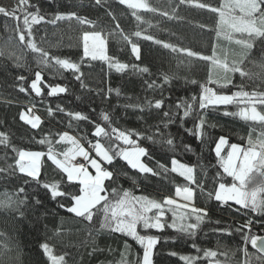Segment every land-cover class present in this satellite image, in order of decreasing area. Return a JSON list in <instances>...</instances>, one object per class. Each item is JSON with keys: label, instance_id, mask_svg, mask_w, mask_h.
Returning <instances> with one entry per match:
<instances>
[{"label": "trees", "instance_id": "obj_1", "mask_svg": "<svg viewBox=\"0 0 264 264\" xmlns=\"http://www.w3.org/2000/svg\"><path fill=\"white\" fill-rule=\"evenodd\" d=\"M198 2L217 8L222 4V0ZM17 3L18 0H0V6L8 9ZM148 3L160 11L130 9L120 4L119 0H102L101 4H97L96 0H29L27 11L35 12L38 7L45 17L39 25L33 26L34 42L50 57L68 58L79 64L78 73L62 69L54 61L47 66L38 64L39 54L21 44L16 33L18 24L23 27V14L17 13L20 21L0 14V49L5 52L0 56V133H6L10 141L7 147L0 144V167L15 165L18 156L12 146L42 152L49 151L51 146L59 157H63V153L72 147L70 143L58 142L60 134L66 132L87 149H90V142L93 144L99 140L106 148L116 150L126 145L114 134L95 137L96 124L109 133L111 128L131 130L132 138L149 153L143 161L158 175L142 174L116 156L111 164H107V168L114 173L113 180L105 181L110 199H115L112 196V189L115 188L121 195L127 190L135 196L144 195L162 201L173 197L177 187L187 186L194 192L192 204L208 213L195 235L167 226L158 231L138 225L140 235L159 238L153 249V264H185L182 256L198 257L195 264H208L209 260L204 258L205 249L217 251L216 259L225 264H244V248L252 264H258L255 257L259 254L243 240V234L249 230L245 228L241 232L237 229L251 220V234L263 236L264 215L253 213L234 202L222 204L215 200L214 190L218 184H231L233 180L223 172L214 149L220 136L226 137L228 143L248 147L249 134L253 139L257 138L264 132V125L236 115H225V112H238L243 105L210 106L201 110L199 85L208 81L210 73L214 78L221 79L224 73L216 67L212 68L211 60L189 58L152 40L135 37L132 33L139 30L206 57H213L215 50L217 57L227 59L229 63L240 58L242 49L235 44V39L229 41L222 35L217 36L218 15L208 9L181 3L180 0H148ZM134 11L142 17V21H137ZM161 12L169 15H161ZM58 13H75L92 21L94 27L80 24L75 18L50 23ZM93 30L106 35V54L130 67L117 72L114 68L110 69L104 60L83 58V33ZM120 30L139 44L142 52L140 60L131 54V47L121 38ZM9 52L14 56L10 57ZM15 57L21 58L19 65ZM262 63L264 40L257 38L243 64L244 70L253 75L241 77L239 73L229 74L232 84L225 88H218L215 84L209 86L224 94H232L241 87L249 92L264 91V78L255 75L261 72L258 65ZM133 64L147 67L149 71H136L131 67ZM36 71L41 72L43 79L40 96L30 88ZM165 74L170 77L168 82H164ZM19 76L25 77V80H18ZM192 80L197 83H191ZM153 82L154 86L149 87ZM46 85H60L67 90L49 96ZM20 87L26 91L21 92ZM193 96L197 97L196 101L192 100ZM157 100L162 101L159 109L154 106ZM188 103L193 104V111L184 117V108H177V104ZM58 106L63 111L58 110ZM28 108L41 118V124L36 129L19 118L20 113L27 112ZM74 112H80L88 119L75 120L67 114ZM102 113L109 116L108 121L102 119ZM201 116L206 123L203 135L198 139L188 130H194ZM136 133L140 134L139 138ZM150 136L151 140L148 139ZM44 138L51 141V145L39 142ZM168 139L173 140V145L166 143ZM185 145L190 150H186ZM173 158L193 168L197 183L189 184L184 177L171 172ZM159 165H164L168 171ZM9 172L12 174H0L4 177L0 178V199L7 193L24 203L0 209V264H49L41 248L44 243L52 248L54 255L64 257V264H119L122 253L128 264H137L142 258L143 248L132 237L101 228L103 212L99 209L102 205L93 209L91 221L67 211L72 205L71 196L79 194V183L70 184L66 174L46 154L41 161L39 181L18 170L13 172L9 169ZM54 182H59L60 191L69 195L53 199L43 184ZM21 188L24 192H19ZM209 193L213 196L210 197ZM164 221L167 224L172 222L171 212L166 211Z\"/></svg>", "mask_w": 264, "mask_h": 264}, {"label": "snow or ice", "instance_id": "obj_2", "mask_svg": "<svg viewBox=\"0 0 264 264\" xmlns=\"http://www.w3.org/2000/svg\"><path fill=\"white\" fill-rule=\"evenodd\" d=\"M181 3L194 4L199 8H205L218 15L217 20V36H225L229 41L234 39V34H240V39H235V44L239 45L242 49L240 58L233 60L231 63L227 59L221 60L216 56L215 50L213 57L209 58L201 55L200 53L184 47H178L158 39H155L152 35H146L142 31H136L132 33L135 37H142L145 40H152L154 43L162 45L166 49H171L173 52L182 53L189 58H198L202 60L211 59L214 67L220 69L224 76L221 78H214L210 73L209 79L206 83L199 85L200 93L198 96L199 108L201 110L207 109L210 106L219 105H243L236 113H227L225 115H236L246 121L259 122L264 125V91H245L243 87L240 90L232 93L231 95L224 94L210 87V84L217 85L218 88H225L232 84V78L229 74L239 73L241 77H251L253 74L244 70L243 64L247 58L248 51L253 48L254 42L257 38L264 40V0H227L226 3H222L219 8L212 7L210 4L200 3L198 0H180ZM97 4H101L102 0H96ZM119 3L126 5L130 9L145 10L151 12L160 11L153 8L148 0H119ZM29 7V0H18L15 7L8 9L0 6V14L6 17H11L20 21L21 17L17 13L23 14L21 27L19 24L16 28V33L21 44L26 45L28 49L39 54L40 59L38 64L47 66L50 61H54L55 65H59L64 70H71L73 73L80 71V65L72 62L68 58L50 57L49 53L44 49L38 47L33 39V26L39 25L45 20V17L40 14L39 8L35 12L27 11ZM110 16H115L109 12ZM133 15L137 21H142V17L137 15L134 11ZM161 15L168 16L167 12H161ZM75 18L80 24L93 25L92 21L77 16L75 13H58L55 19L49 21L55 24L58 20ZM94 27V25H93ZM119 29V24L116 25ZM121 38L127 42L131 47V54L136 57L137 60L141 59V48L138 43L134 42L130 36L123 33L120 30ZM83 41V58H90L91 60H104L108 63L110 69H115L117 72H122L130 65L121 63L114 57H109L106 54V42L107 38L99 31H85L82 36ZM3 49H0V56L4 55ZM8 55L14 56L9 52ZM82 58V59H83ZM20 57H15L17 64L19 65ZM131 67L141 73L148 72L147 67L140 68L133 64ZM261 72L255 75L264 78V63L258 65ZM18 80H25V77L19 76ZM76 79H80V76H76ZM170 77L165 74L164 82H168ZM196 84L197 81H190ZM43 79L40 71H36L35 79L31 81L30 88L37 96L41 95V85ZM150 84L149 87H153ZM49 88L48 95L53 96L59 93H64L67 89L60 85H46ZM21 92H25L24 87H20ZM119 94V93H117ZM193 101L197 100L196 96L192 97ZM162 101H155V108H161ZM184 108V117H187L190 112L193 111V104H177V108ZM58 110L63 111V109ZM49 114H52L51 109ZM75 120H86L88 117L84 116L80 112L67 113ZM102 119L109 120L107 114L102 113ZM168 116V113L164 114ZM20 120L25 124L36 129L41 124V118L33 114V109L28 108L27 112L22 111L19 116ZM206 121L204 117L199 118V122L195 124L194 130L189 129L198 139L203 135V128ZM112 134L115 138L122 142L127 147L118 148L116 150L106 148L99 140L96 143H89V148L95 151L96 157L99 160L90 155V151L86 150L80 142L68 135V133L60 134L58 142H67L72 145L70 149L63 153V159H58V154L55 153L51 146L47 153V158L53 162L64 174H66L67 181L71 184L73 182L79 183V194L72 195V205L67 208V211L75 214L77 217H83L89 221L93 219V209H97L98 205H102L99 209L103 212V220L101 222L102 229H108L114 233H122L126 236L132 237L142 248L143 256L137 262V264H153V249L157 245L159 238L154 235H140L137 231L138 225H142L144 229H156L158 231L163 230L166 226L173 228L178 232L186 233L188 235H195L199 229L201 223L206 219L208 213L203 208L195 207L192 204L193 189L190 187H177L176 196L180 197L183 203L173 198H165L163 201L151 199L148 196H135L129 191L124 190L122 195L117 189H112V196L115 199H110L109 193L106 190L105 181L113 180L114 173L102 166V162L111 164L112 161L118 156L120 159L126 161L128 166L132 169L138 170L140 173H150L152 175H158L153 168L143 163L141 158L148 156L149 153L146 148L140 146L135 139L132 138L133 132L131 130H120L117 128H111V133L96 124L93 135L95 137H109ZM137 138L140 134L136 133ZM152 139V137H148ZM41 144L48 143L51 145V141L47 138L39 141ZM9 138L6 133H0V144L9 146ZM168 145H173V140L168 139L166 141ZM226 137L220 136L216 142L215 153L219 158L220 166L223 172L227 176L231 177L233 182L231 184L219 183L214 190V198L216 201L226 204L228 201H233L235 204L240 205L244 209H249L253 213L264 215V132H262L257 138L253 139L251 133L248 137V147L242 148L240 145L231 144L230 151L227 153V157L221 155L222 147L227 144ZM186 150H190L188 145L184 146ZM12 150L17 153L18 158L15 159V165H8L6 168L0 167V174L11 175L9 169L13 172L18 170L20 173L31 177L33 180L39 181L40 174V160L45 155L42 152L26 151L23 149H17L12 146ZM77 156L83 157L86 163L70 164L71 160H74ZM95 170V175H92L89 171V167ZM161 169L168 171L164 165H159ZM171 172L177 173L184 177L189 184L197 183L194 178V170L185 164L179 163L175 158L171 160ZM0 178H4L0 176ZM43 187L48 189L53 199L69 195V193L60 191L59 182L44 183ZM19 192H24V189H19ZM209 196H213V193H209ZM24 203L23 200L13 199L11 195L4 194V198L0 199V209L12 208L16 204ZM39 203V201H37ZM61 207H64L61 204ZM172 213V222L167 224L164 221L165 213ZM151 213V215H150ZM194 221V222H192ZM252 221L248 220L237 231L243 232V229L247 228L248 233L243 234L244 242L250 243L251 246L259 253L255 257L258 264H264V236L251 234ZM195 246V245H194ZM44 254L47 256L50 264H64V257L53 254L52 248L44 243L41 245ZM197 251H200L199 249ZM246 260L244 264H252V260L248 257L247 249H243ZM204 258L209 260V264H225V262L216 259L218 252L210 249L203 250ZM122 253V259L119 264H128ZM176 255V253H171ZM226 255V253H224ZM181 259L185 264H195L198 257L182 256Z\"/></svg>", "mask_w": 264, "mask_h": 264}, {"label": "rangeland", "instance_id": "obj_3", "mask_svg": "<svg viewBox=\"0 0 264 264\" xmlns=\"http://www.w3.org/2000/svg\"><path fill=\"white\" fill-rule=\"evenodd\" d=\"M227 2V0H222V3H226ZM102 35H104L105 37H106V35L105 34H103L102 33ZM223 36V35H222ZM223 37H225V36H223ZM226 38V37H225ZM241 38V36H240V34H234V39H240ZM209 58H211V57H209ZM209 60H211V59H209ZM212 61V60H211ZM213 63V62H212ZM212 68H215L214 67V65H212ZM228 95H231V94H228ZM219 139V138H218ZM218 141V140H217ZM96 143V142H95ZM94 144V143H93ZM231 144H236V143H227V144H225L223 147H222V152H221V155L222 156H224V157H227V153H228V151H230V145ZM237 145H240V144H237ZM242 148H246V147H243L242 145H240ZM127 147V146H126ZM215 147H216V145H215ZM86 150H89L90 151V155L92 156V157H95L96 159H98L99 160V157H96V154H95V151L94 150H91V149H87L86 147H84ZM215 150V149H214ZM26 151H33V152H42V151H38V150H26ZM42 153H45L46 154V156H47V153H48V151L47 152H42ZM43 157L44 156H42L41 157V160H40V165H41V161H42V159H43ZM57 158L58 159H63V157H59V156H57ZM141 160H142V162L143 163H145L144 161H143V157L141 158ZM126 162V161H125ZM180 163V162H179ZM181 164H183V163H181ZM186 165V164H185ZM102 166L103 167H105L106 169H108L107 168V163H104V162H102ZM187 166H189V165H187ZM89 167V171H90V173L92 174V175H95V170L94 169H92L91 168V166L89 165L88 166ZM189 167H191V166H189ZM109 170V169H108ZM110 171V170H109ZM168 198H173V199H176V200H178L179 202H181V203H183L184 201H182L181 200V198L180 197H177L176 196V192H175V195L173 196V197H168ZM163 201V200H162ZM228 202H233V201H228ZM49 264H50V261H49ZM208 264H209V262H208Z\"/></svg>", "mask_w": 264, "mask_h": 264}, {"label": "built area", "instance_id": "obj_4", "mask_svg": "<svg viewBox=\"0 0 264 264\" xmlns=\"http://www.w3.org/2000/svg\"><path fill=\"white\" fill-rule=\"evenodd\" d=\"M70 164L86 163L82 157L77 156L74 160L69 162Z\"/></svg>", "mask_w": 264, "mask_h": 264}, {"label": "water", "instance_id": "obj_5", "mask_svg": "<svg viewBox=\"0 0 264 264\" xmlns=\"http://www.w3.org/2000/svg\"><path fill=\"white\" fill-rule=\"evenodd\" d=\"M264 236V235H263ZM253 248V247H252ZM254 249V248H253ZM256 251V249H254ZM259 254V253H258Z\"/></svg>", "mask_w": 264, "mask_h": 264}]
</instances>
